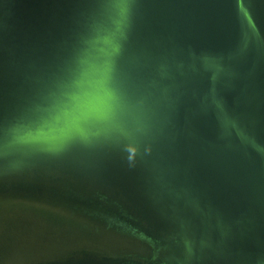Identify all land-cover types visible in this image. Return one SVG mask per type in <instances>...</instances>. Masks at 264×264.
Returning a JSON list of instances; mask_svg holds the SVG:
<instances>
[{
  "label": "water",
  "instance_id": "1",
  "mask_svg": "<svg viewBox=\"0 0 264 264\" xmlns=\"http://www.w3.org/2000/svg\"><path fill=\"white\" fill-rule=\"evenodd\" d=\"M0 264H264V0H0Z\"/></svg>",
  "mask_w": 264,
  "mask_h": 264
},
{
  "label": "clouds",
  "instance_id": "2",
  "mask_svg": "<svg viewBox=\"0 0 264 264\" xmlns=\"http://www.w3.org/2000/svg\"><path fill=\"white\" fill-rule=\"evenodd\" d=\"M108 99H110V97L109 98L98 97L80 103L78 105V112L69 115L67 123L65 124L64 127L44 133L42 134V137L36 135H30L28 139L32 141H37L43 138L46 141H59L65 138L67 135H69L71 131H73L78 127L79 120L82 116L103 113L108 107Z\"/></svg>",
  "mask_w": 264,
  "mask_h": 264
}]
</instances>
